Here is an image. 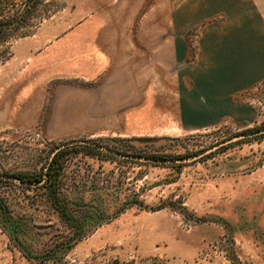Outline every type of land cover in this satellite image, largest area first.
Returning <instances> with one entry per match:
<instances>
[{"label":"rangeland","instance_id":"1","mask_svg":"<svg viewBox=\"0 0 264 264\" xmlns=\"http://www.w3.org/2000/svg\"><path fill=\"white\" fill-rule=\"evenodd\" d=\"M26 4L31 5L0 0V22L14 19ZM78 7V0H41L31 8L28 25L7 31L0 43V101L25 93L29 59L51 34L76 22ZM249 98L259 117L248 128L223 125L180 137L91 140L43 133L48 94L37 127L0 131V196L22 223L27 247L25 253L1 216L0 264H264V134L216 147L264 129V83ZM74 141L161 161L195 158L140 164L70 153L65 183L78 218L72 224L59 217L35 183L6 179L17 173L43 175L57 147Z\"/></svg>","mask_w":264,"mask_h":264},{"label":"crops","instance_id":"2","mask_svg":"<svg viewBox=\"0 0 264 264\" xmlns=\"http://www.w3.org/2000/svg\"><path fill=\"white\" fill-rule=\"evenodd\" d=\"M78 6L76 22L29 59L25 93L0 101V131L37 127L48 94L51 137H180L258 123L249 94L264 83V0Z\"/></svg>","mask_w":264,"mask_h":264},{"label":"trees","instance_id":"3","mask_svg":"<svg viewBox=\"0 0 264 264\" xmlns=\"http://www.w3.org/2000/svg\"><path fill=\"white\" fill-rule=\"evenodd\" d=\"M31 5L26 4L23 7L22 11L19 15L15 16L14 19L11 21L0 22V43L5 41L8 38V33L12 28H20L22 26H26L29 23V19L32 17L31 8L38 6V3L41 0H28ZM61 146V145H59ZM106 148L112 149L116 152H121L125 154H131L125 152L124 149L118 147H109L106 144H103ZM58 148V147H57ZM80 151H85L86 154H91L93 157L101 156V157H108L117 159L119 161H129L131 159H123L117 156L111 155L107 152L102 151L98 147L91 145V144H84V143H74L73 145H68L63 147L55 152V154L51 155L50 159L46 163V169L43 170V175L37 176L34 174H27V173H17L10 176H7L6 179L12 184L15 180L22 183L25 186H31L32 184H36V187L40 188L47 201L53 207L55 212L59 215V217L64 221L71 222L72 224L78 223V218L76 216V210L71 203L69 194H68V185L65 183L66 180V172H67V156L70 153L78 154ZM132 155L143 156L139 153H132ZM147 157L146 155H144ZM151 158V157H148ZM153 159L160 160L153 156ZM168 160V159H165ZM135 161V160H133ZM140 164H146V162L136 161ZM4 176V175H0ZM6 177V176H5ZM3 196H0V219L3 217L4 221L2 226L4 228H8L10 230V234L14 241H16L20 246H23L25 253H26V245L24 240L22 239V229H21V222L13 215L10 205L7 199ZM2 216V217H1ZM76 226V225H75ZM75 236L80 237L82 236L80 233L77 232Z\"/></svg>","mask_w":264,"mask_h":264},{"label":"water","instance_id":"4","mask_svg":"<svg viewBox=\"0 0 264 264\" xmlns=\"http://www.w3.org/2000/svg\"><path fill=\"white\" fill-rule=\"evenodd\" d=\"M260 134H264V129L262 130H259V131H255V132H249V133H244V134H240V135H236L230 139H227L225 141H223L222 143H220L219 145H217L216 147H219L220 145H225V144H228V143H231V142H234V141H237L239 139H242V138H245V137H252V136H256V135H260ZM74 143H84V144H91V145H94L96 147H98L99 149H101L102 151L104 152H107L111 155H114V156H117L119 158H123V159H131V160H135V161H141V162H159V163H169V162H185V161H189V160H192L194 159L195 157H192V158H184V159H172V160H156V159H153V158H148V157H145V156H135V155H131V154H125V153H121V152H116L112 149H109V148H106L105 146H102V145H99L97 143H94V142H90V141H74V142H71V143H66L64 145H61L59 146L55 152L63 147H66L68 145H73ZM212 150V149H211ZM55 152L53 154H55Z\"/></svg>","mask_w":264,"mask_h":264}]
</instances>
